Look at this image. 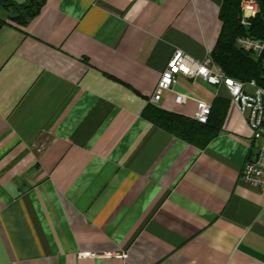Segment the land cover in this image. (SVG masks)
Returning a JSON list of instances; mask_svg holds the SVG:
<instances>
[{
  "label": "crops",
  "instance_id": "crops-1",
  "mask_svg": "<svg viewBox=\"0 0 264 264\" xmlns=\"http://www.w3.org/2000/svg\"><path fill=\"white\" fill-rule=\"evenodd\" d=\"M222 2L43 0L0 28V264H264L245 113L182 76L150 102L175 51L210 57ZM198 100L225 108L203 148L143 116L191 119Z\"/></svg>",
  "mask_w": 264,
  "mask_h": 264
},
{
  "label": "trees",
  "instance_id": "trees-1",
  "mask_svg": "<svg viewBox=\"0 0 264 264\" xmlns=\"http://www.w3.org/2000/svg\"><path fill=\"white\" fill-rule=\"evenodd\" d=\"M248 0H223L219 10L221 28L210 58L215 66L229 78L243 83L254 81L258 87H264V51L257 60L235 51L232 47L237 38L250 37L264 43V0H255L258 5L257 15L250 21V27L244 28L239 23L240 5ZM43 0H28L26 5L10 0H0V8L8 14L0 19V28L4 26L24 27L32 18ZM226 105V103H225ZM223 103L217 102L211 107L206 124H199L190 118L163 111L149 105L143 116L153 127L182 142L197 148H203L218 135L225 113V108L218 110Z\"/></svg>",
  "mask_w": 264,
  "mask_h": 264
},
{
  "label": "built area",
  "instance_id": "built-area-1",
  "mask_svg": "<svg viewBox=\"0 0 264 264\" xmlns=\"http://www.w3.org/2000/svg\"><path fill=\"white\" fill-rule=\"evenodd\" d=\"M240 9L239 23L248 29L250 21L256 15V4L250 0L243 1ZM232 47L235 51L255 60L259 59L264 51V43L250 37L237 38ZM179 76L187 79L199 78L211 86H223L231 101L239 107L240 113H245L252 130V141L255 144V152L245 161L241 171V178L253 186L259 195L264 198V87H258L254 81L243 83L239 80L226 77L213 64L210 57L195 60L177 50L173 53L166 68L161 73L150 102L156 104L160 101L163 93L171 91L175 87ZM246 86L254 88L252 95L246 94L244 91ZM261 98H263L262 101ZM185 100L183 95L177 93L174 104H183ZM210 113L211 107L209 103L198 100L195 103L191 119L204 125L208 122ZM83 255L91 258V255L87 253Z\"/></svg>",
  "mask_w": 264,
  "mask_h": 264
},
{
  "label": "rangeland",
  "instance_id": "rangeland-1",
  "mask_svg": "<svg viewBox=\"0 0 264 264\" xmlns=\"http://www.w3.org/2000/svg\"><path fill=\"white\" fill-rule=\"evenodd\" d=\"M14 2L16 4L26 5L28 0H14ZM7 17H8V14L5 11L1 10V8H0V18L6 19ZM247 90L251 91V88L248 87Z\"/></svg>",
  "mask_w": 264,
  "mask_h": 264
},
{
  "label": "water",
  "instance_id": "water-1",
  "mask_svg": "<svg viewBox=\"0 0 264 264\" xmlns=\"http://www.w3.org/2000/svg\"><path fill=\"white\" fill-rule=\"evenodd\" d=\"M263 100V98H261V101Z\"/></svg>",
  "mask_w": 264,
  "mask_h": 264
}]
</instances>
